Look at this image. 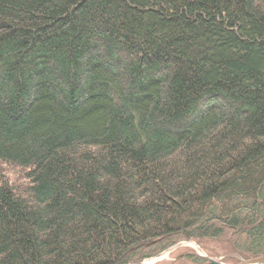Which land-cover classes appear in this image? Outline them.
Listing matches in <instances>:
<instances>
[{"label": "trees", "instance_id": "1", "mask_svg": "<svg viewBox=\"0 0 264 264\" xmlns=\"http://www.w3.org/2000/svg\"><path fill=\"white\" fill-rule=\"evenodd\" d=\"M182 240L264 254V0H0V264Z\"/></svg>", "mask_w": 264, "mask_h": 264}, {"label": "water", "instance_id": "2", "mask_svg": "<svg viewBox=\"0 0 264 264\" xmlns=\"http://www.w3.org/2000/svg\"><path fill=\"white\" fill-rule=\"evenodd\" d=\"M180 247H190L192 248L200 257L206 259L209 262H212L214 264H229V263H224L222 261H217L214 258L209 257L205 251L201 248V246L193 241V240H185V241H181L175 245H172L171 247H169L168 249L164 250L162 253H160L158 256L153 257V258H148L145 260H136V261H132L126 264H154L157 263L161 260H163L165 257H167L170 253L174 252L175 250H177ZM150 263H148V261H150ZM253 263H259V264H264V254H259V255H254L248 259H240V262L237 264H253Z\"/></svg>", "mask_w": 264, "mask_h": 264}, {"label": "rangeland", "instance_id": "3", "mask_svg": "<svg viewBox=\"0 0 264 264\" xmlns=\"http://www.w3.org/2000/svg\"><path fill=\"white\" fill-rule=\"evenodd\" d=\"M182 241H185V240H182ZM181 242V241H180ZM179 243V242H178ZM202 248V247H201ZM203 249V248H202ZM204 250V249H203ZM205 251V250H204ZM162 253V252H161ZM205 253L209 256V257H211V258H214L215 260H217V261H222L221 260V258L220 257H214V256H210L206 251H205ZM171 254V253H170ZM170 254L167 256V257H165L163 260H161V261H159V262H157L156 264H161L164 260H168V258H170L169 256H170ZM223 262V261H222ZM240 262V261H239ZM238 262V263H239ZM225 263V262H224ZM229 264H237V263H229Z\"/></svg>", "mask_w": 264, "mask_h": 264}, {"label": "bare ground", "instance_id": "4", "mask_svg": "<svg viewBox=\"0 0 264 264\" xmlns=\"http://www.w3.org/2000/svg\"><path fill=\"white\" fill-rule=\"evenodd\" d=\"M148 259V258H147ZM145 260V259H144ZM151 262V260L150 261H148V263H150ZM153 264V263H152ZM154 264H156V263H154ZM253 264H259V263H253Z\"/></svg>", "mask_w": 264, "mask_h": 264}]
</instances>
